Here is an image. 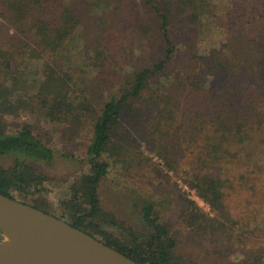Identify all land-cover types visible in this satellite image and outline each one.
<instances>
[{"label":"trees","instance_id":"1","mask_svg":"<svg viewBox=\"0 0 264 264\" xmlns=\"http://www.w3.org/2000/svg\"><path fill=\"white\" fill-rule=\"evenodd\" d=\"M135 1L0 0V70L14 82L25 76L34 83L43 93L36 112L49 122L66 111L93 118L84 168L67 186L64 206L70 214L64 220L98 234L140 264H182L172 254L174 241L166 225L151 214L150 202L141 211L151 232L125 241L99 226L106 214L97 185L108 169L101 155L118 158L123 144L117 129L120 118L127 117L165 165L216 210H225L223 181L259 180L264 174V0H139L141 28L158 35L162 53L150 65L129 71L95 109L86 95L107 89L97 71L107 65L117 11ZM179 30L184 41L176 36ZM27 59H35V65L23 72ZM15 64L19 69L12 71ZM77 71L82 75H74ZM200 90L208 95L203 113L195 108ZM1 93L0 88V122L20 104ZM33 129L28 123L0 127V154L46 158L49 150ZM45 179L18 158L0 165V192L10 197L14 191H33L29 183ZM184 200L195 217L200 210ZM256 264H264V258Z\"/></svg>","mask_w":264,"mask_h":264},{"label":"rangeland","instance_id":"2","mask_svg":"<svg viewBox=\"0 0 264 264\" xmlns=\"http://www.w3.org/2000/svg\"><path fill=\"white\" fill-rule=\"evenodd\" d=\"M117 15L112 16L119 23L114 25V39L106 54L107 65L97 71L103 74L106 82L101 84L107 89L86 95V100L95 109H99L107 92H116L129 71L150 65L162 53L158 35L141 28L139 0L123 4ZM176 36L182 41L186 39L180 30L176 31ZM34 60L27 59L24 68L20 69L29 71ZM13 69L17 70L19 66L15 64ZM77 73L82 75L78 71L74 75ZM28 80L21 76L14 82L10 73L0 70L1 96L20 103L1 119L0 127L5 130L25 123L30 124L31 129L34 126L36 129L32 131L49 152L44 151L46 158L3 153L0 154V165L9 166L18 158L42 171L45 180L30 182L33 191H14V197L67 219L70 214L64 206L67 186L84 168L82 159L93 118L68 111L51 122L42 118L36 111H39L38 101L43 93L35 90L34 83ZM195 95V108L203 113L208 105V95L204 90ZM73 108L76 111L78 105ZM117 135L123 144L118 158L108 153L101 155L108 162L107 172L97 185L99 205L106 214L105 220L97 221L101 228L125 241L133 235L140 237L151 232L141 211V205L150 202L151 214L166 225L167 234L174 241L172 254L182 264H245L246 261L256 264L264 258V174L259 180L246 184L242 180L223 181L225 210L219 211L173 168L165 165L163 158L148 147L147 138L135 130L132 120L121 117ZM221 153L222 150L216 152L215 159ZM184 198L200 210L195 217L190 215ZM112 218L114 223L110 222ZM93 236L101 238L98 234Z\"/></svg>","mask_w":264,"mask_h":264},{"label":"water","instance_id":"3","mask_svg":"<svg viewBox=\"0 0 264 264\" xmlns=\"http://www.w3.org/2000/svg\"><path fill=\"white\" fill-rule=\"evenodd\" d=\"M0 234V264H140L63 218L1 192Z\"/></svg>","mask_w":264,"mask_h":264},{"label":"bare ground","instance_id":"4","mask_svg":"<svg viewBox=\"0 0 264 264\" xmlns=\"http://www.w3.org/2000/svg\"><path fill=\"white\" fill-rule=\"evenodd\" d=\"M8 242H9V237L8 236H4L3 243H8Z\"/></svg>","mask_w":264,"mask_h":264}]
</instances>
